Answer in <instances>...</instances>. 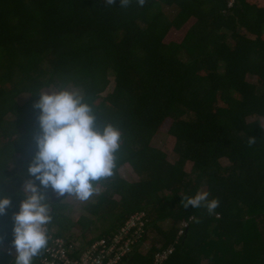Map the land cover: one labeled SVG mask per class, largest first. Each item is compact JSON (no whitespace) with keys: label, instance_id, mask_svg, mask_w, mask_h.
I'll use <instances>...</instances> for the list:
<instances>
[{"label":"trees","instance_id":"16d2710c","mask_svg":"<svg viewBox=\"0 0 264 264\" xmlns=\"http://www.w3.org/2000/svg\"><path fill=\"white\" fill-rule=\"evenodd\" d=\"M191 19L181 43L165 42ZM110 77L113 89L103 95ZM51 84L79 90L97 128L111 124L121 132L114 174L94 182L102 190L85 207L94 219L78 221L102 228L85 245L109 241L132 214L143 213L161 247L133 250L121 264H152L171 246L163 264H264V128L247 121L264 120V0H146L142 7L131 0L126 8L120 0H0V191L12 202L0 216V264L15 261L1 247H12L11 217L35 152L32 106ZM21 94L28 98L19 105ZM165 123L175 164L150 143ZM126 164L137 181L119 176ZM202 188L219 201L212 214L182 205ZM50 190L41 189L47 197ZM47 203L48 233L67 238L52 232L57 204ZM165 223L170 228L162 231ZM41 258L42 251L33 264Z\"/></svg>","mask_w":264,"mask_h":264},{"label":"clouds","instance_id":"9594fccd","mask_svg":"<svg viewBox=\"0 0 264 264\" xmlns=\"http://www.w3.org/2000/svg\"><path fill=\"white\" fill-rule=\"evenodd\" d=\"M145 2L137 0L141 7ZM104 3L113 5L115 0ZM130 3L131 0H120V7L126 8ZM39 97L32 106L37 111V132L33 136L35 152L28 166L29 179L21 189L24 195L18 196L19 211L11 217L14 264H33V258L49 243L46 225L51 223L52 216L48 197L41 189L51 188L58 197L68 194L88 201L96 194L94 182L113 176L115 154L121 146L120 130L111 124L98 129L92 108L77 91L62 89ZM249 143L255 140L249 139ZM208 196L207 192L185 196L182 205L204 207L212 214L219 201L209 200ZM11 206V198L0 191V216L7 215Z\"/></svg>","mask_w":264,"mask_h":264},{"label":"rangeland","instance_id":"374dc122","mask_svg":"<svg viewBox=\"0 0 264 264\" xmlns=\"http://www.w3.org/2000/svg\"><path fill=\"white\" fill-rule=\"evenodd\" d=\"M258 1V0H252ZM263 1V0H261ZM195 23V19L188 20L187 23L181 29H174L172 28L168 34L166 35L165 42H175L181 43L184 39L187 31L190 27ZM247 79L250 82L256 83L257 77L253 74H248ZM109 86L106 89L105 94L110 93L113 89L114 83L112 77L109 78ZM68 90H75L80 95L79 90L71 87ZM58 91L57 88L54 87V84H51L48 87H45L41 90L42 94H50L52 92ZM27 95L21 94L16 98L17 104L21 105L27 100ZM249 123H253L259 121L264 128V120L257 118V117H249L247 119ZM167 127L168 123L162 125V127L157 131V133L153 136L151 140V146L164 152L166 154L167 161L175 164L179 161L177 153L174 151L175 148V141L174 138L167 134ZM222 167L228 168L230 165L228 161L223 160L221 161ZM191 164L187 163L185 165V170L190 171ZM119 176L128 182H134L138 180V176L132 171V169L126 164L122 166L119 170ZM190 179H193L190 176ZM24 185V184H23ZM23 188V186H22ZM96 188V187H95ZM101 188H96V194L89 198L88 201H80L75 196L65 194L64 196L58 197L57 194L51 189L49 191L48 199L51 201H55L57 207L54 209V213H56V223L52 226V232L60 231L61 234H64L67 238H72L76 242L86 243L91 237L94 235L99 234L102 231L100 223L96 222L90 228L84 229L82 224L78 221L81 216L85 218H92L93 216L89 214L85 207L93 200L94 197L100 194ZM207 188H202L199 193L206 192ZM113 200L117 201L119 198L118 196L113 195ZM94 219V217H93ZM170 223H165L160 225L162 231H167L170 227ZM179 228V227H178ZM84 234V237L82 235ZM77 239V240H75ZM163 240L160 235L156 232L149 231L141 249V254H146L150 250V248L154 247L156 249L161 247ZM1 249L8 253L9 255H16L15 249L11 246L2 245Z\"/></svg>","mask_w":264,"mask_h":264},{"label":"built area","instance_id":"2783aa9c","mask_svg":"<svg viewBox=\"0 0 264 264\" xmlns=\"http://www.w3.org/2000/svg\"><path fill=\"white\" fill-rule=\"evenodd\" d=\"M236 0H228L232 6ZM189 219L188 222H191ZM188 223H182L178 237L187 228ZM148 231L145 230L143 213L132 214L123 225L118 227L109 241L95 240L87 245L76 241H69L62 237H55L48 233L49 243L42 250L41 264H121V260L131 254L133 250L141 252ZM173 253V247L155 253L152 264H163Z\"/></svg>","mask_w":264,"mask_h":264}]
</instances>
